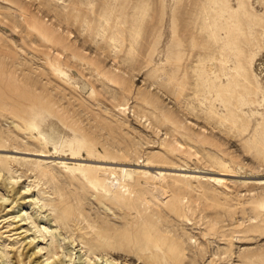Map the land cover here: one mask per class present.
<instances>
[{
  "label": "rangeland",
  "instance_id": "1",
  "mask_svg": "<svg viewBox=\"0 0 264 264\" xmlns=\"http://www.w3.org/2000/svg\"><path fill=\"white\" fill-rule=\"evenodd\" d=\"M0 173V264H264V0H0Z\"/></svg>",
  "mask_w": 264,
  "mask_h": 264
},
{
  "label": "bare ground",
  "instance_id": "2",
  "mask_svg": "<svg viewBox=\"0 0 264 264\" xmlns=\"http://www.w3.org/2000/svg\"><path fill=\"white\" fill-rule=\"evenodd\" d=\"M30 128L32 129V130H34V131H36V132H38L40 135H42V132L40 131V129L37 127V125L36 124H33V123H31L30 124ZM40 156H43L44 157V155H43V153H41L40 154ZM51 157H56V156H51ZM57 158V157H56ZM74 160H78V159H74ZM55 163H67L66 161H61V160H59V159H56L55 161H54ZM79 163L78 164H75V165H72V166H68L69 168H73V167H76L77 169H82V170H88V169H90V168H93L94 166H93V162L91 163L90 161H88V165H84V163L83 162H81L80 160L78 161ZM99 163H102V164H105L108 168H111V169H115V170H120V169H124V170H127L128 168H126V167H121V166H124L123 164H120V163H118V162H109V161H99ZM133 164H128V166L129 167H131ZM150 167H152L151 169H147L146 171H145V173H148V174H150V175H155V176H159L160 178H163V179H165L166 177L163 175V173H162V171L161 170H165V169H163V168H161V167H159V165H157V166H155V164H154V167L153 166H150ZM220 171H224V173H229V172H231L232 170L230 169V166L228 165V164H220ZM130 169V168H129ZM152 169H154L155 171H152ZM131 171H133V173H134V170H132V169H130ZM153 173V174H152ZM198 175H195V177L198 179V181H199V179H206L205 181H212V180H218V181H220V182H224V181H227V178L225 177V176H221V175H224V174H219V173H208V174H203V172H199V173H197ZM0 175H1V173H0ZM175 180L176 181H179V180H182V178H179V177H177V178H175ZM258 181L262 184H264V177L263 178H261V179H258ZM11 183H12V181H10ZM118 184V183H117ZM121 184H123V183H121ZM120 185V184H119ZM125 187H126V185L125 184H123ZM244 185H246L247 186V180H246V182H244ZM128 189V188H127ZM128 191H129V189H128ZM178 249V248H177ZM70 259H71V257H70ZM103 259V258H102ZM109 259L108 258H106L105 259V264H117L116 262H114L113 260H111L110 262L108 261ZM68 264H70V263H68Z\"/></svg>",
  "mask_w": 264,
  "mask_h": 264
}]
</instances>
